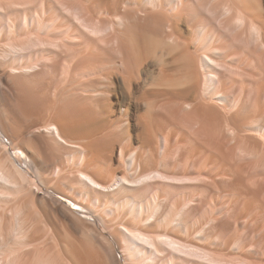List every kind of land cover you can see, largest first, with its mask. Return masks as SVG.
Listing matches in <instances>:
<instances>
[{
  "label": "bare ground",
  "instance_id": "6f19581e",
  "mask_svg": "<svg viewBox=\"0 0 264 264\" xmlns=\"http://www.w3.org/2000/svg\"><path fill=\"white\" fill-rule=\"evenodd\" d=\"M0 137V264H264V0H0Z\"/></svg>",
  "mask_w": 264,
  "mask_h": 264
},
{
  "label": "rangeland",
  "instance_id": "374dc122",
  "mask_svg": "<svg viewBox=\"0 0 264 264\" xmlns=\"http://www.w3.org/2000/svg\"><path fill=\"white\" fill-rule=\"evenodd\" d=\"M3 141H4V139L3 138H1L0 137V142H2L3 143ZM4 144V143H3ZM12 152H13V150H12ZM15 154V155H14ZM13 155L22 163V158L21 157H19V154L18 153H14ZM16 155H18V156H16ZM56 197H58L59 199H61V200H65L64 198H61V197H59V196H56ZM87 217H89V218H92V216H90V215H87ZM98 225H99V227L100 228H102V225L98 222ZM118 256H119V253H118Z\"/></svg>",
  "mask_w": 264,
  "mask_h": 264
}]
</instances>
